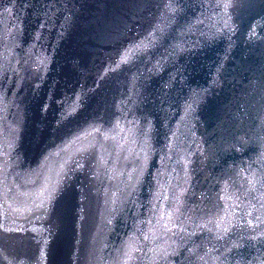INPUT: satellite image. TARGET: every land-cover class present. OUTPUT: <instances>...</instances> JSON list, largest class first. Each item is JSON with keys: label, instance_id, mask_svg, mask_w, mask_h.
Segmentation results:
<instances>
[{"label": "water", "instance_id": "water-1", "mask_svg": "<svg viewBox=\"0 0 264 264\" xmlns=\"http://www.w3.org/2000/svg\"><path fill=\"white\" fill-rule=\"evenodd\" d=\"M0 264H264V0H0Z\"/></svg>", "mask_w": 264, "mask_h": 264}]
</instances>
